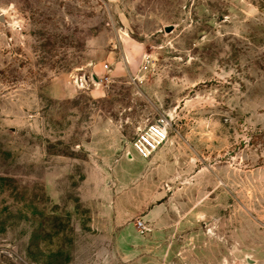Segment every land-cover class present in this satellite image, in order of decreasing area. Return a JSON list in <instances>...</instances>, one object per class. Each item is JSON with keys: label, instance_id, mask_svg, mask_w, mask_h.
<instances>
[{"label": "rangeland", "instance_id": "obj_1", "mask_svg": "<svg viewBox=\"0 0 264 264\" xmlns=\"http://www.w3.org/2000/svg\"><path fill=\"white\" fill-rule=\"evenodd\" d=\"M0 15V264H264V0Z\"/></svg>", "mask_w": 264, "mask_h": 264}, {"label": "built area", "instance_id": "obj_2", "mask_svg": "<svg viewBox=\"0 0 264 264\" xmlns=\"http://www.w3.org/2000/svg\"><path fill=\"white\" fill-rule=\"evenodd\" d=\"M169 139V125L161 119L148 124L133 139V151L143 160L150 159Z\"/></svg>", "mask_w": 264, "mask_h": 264}, {"label": "crops", "instance_id": "obj_3", "mask_svg": "<svg viewBox=\"0 0 264 264\" xmlns=\"http://www.w3.org/2000/svg\"><path fill=\"white\" fill-rule=\"evenodd\" d=\"M51 91L54 94L55 97L60 98V99H64L65 97H69L73 92L64 89V87L62 86V84L58 81V82H54L51 86Z\"/></svg>", "mask_w": 264, "mask_h": 264}, {"label": "water", "instance_id": "obj_4", "mask_svg": "<svg viewBox=\"0 0 264 264\" xmlns=\"http://www.w3.org/2000/svg\"><path fill=\"white\" fill-rule=\"evenodd\" d=\"M0 22H5L3 15H0Z\"/></svg>", "mask_w": 264, "mask_h": 264}]
</instances>
